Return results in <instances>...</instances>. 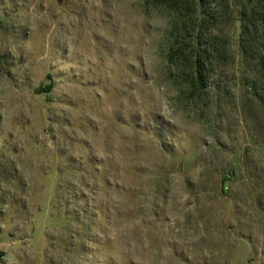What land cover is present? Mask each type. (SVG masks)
<instances>
[{
  "label": "rangeland",
  "instance_id": "1",
  "mask_svg": "<svg viewBox=\"0 0 264 264\" xmlns=\"http://www.w3.org/2000/svg\"><path fill=\"white\" fill-rule=\"evenodd\" d=\"M224 4L196 83L191 9L0 0V264H264V0Z\"/></svg>",
  "mask_w": 264,
  "mask_h": 264
},
{
  "label": "trees",
  "instance_id": "2",
  "mask_svg": "<svg viewBox=\"0 0 264 264\" xmlns=\"http://www.w3.org/2000/svg\"><path fill=\"white\" fill-rule=\"evenodd\" d=\"M156 3L164 5L167 8L175 9L178 12L182 10L191 9L192 13L196 15L195 18L183 20L180 27L175 30V40L173 43L172 53L174 57L176 56L178 60H184L186 63H190V68L192 69L193 78L196 83L201 82L204 78L210 77L209 68L213 64L212 60H217L215 51L219 49L216 41L211 44L202 43L201 39L203 37L204 30L207 25H215L208 20V16H205V8L212 6L218 9H222L225 2L228 0H154ZM202 14L204 15L203 17ZM218 15L211 16V18L218 22L222 17V12H218ZM230 17V16H229ZM227 16V18H229ZM243 18V37L246 35L248 30L253 26L254 21L246 10L242 12ZM197 29H200L197 31ZM184 42H188V46L184 48ZM179 47V48H177ZM250 46L243 44L244 49H248ZM214 48V50L212 49Z\"/></svg>",
  "mask_w": 264,
  "mask_h": 264
}]
</instances>
